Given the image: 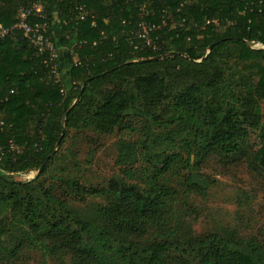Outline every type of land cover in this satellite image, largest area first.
<instances>
[{"label":"trees","instance_id":"16d2710c","mask_svg":"<svg viewBox=\"0 0 264 264\" xmlns=\"http://www.w3.org/2000/svg\"><path fill=\"white\" fill-rule=\"evenodd\" d=\"M38 1L47 35L60 49L75 45L80 64L67 52L56 83L22 31L0 41V264H14L35 242H50L80 264H166L180 244L199 264H264L261 248L246 250L221 234L145 242L149 221L161 220L173 195L163 187L146 195L119 179L94 185L76 152L64 149L70 131L85 125L111 135L146 120L141 149L155 161L163 157L152 126L168 129L164 141L187 137L197 164L217 155L264 173V48L250 46L264 45V0H0V24L13 27L18 10ZM144 12L160 26L157 51L132 32ZM251 136L257 143L247 152ZM46 161L34 179L14 178ZM160 163L162 175L172 161L166 155ZM106 193L114 201L102 224L75 208ZM12 229L19 233L7 247Z\"/></svg>","mask_w":264,"mask_h":264},{"label":"rangeland","instance_id":"374dc122","mask_svg":"<svg viewBox=\"0 0 264 264\" xmlns=\"http://www.w3.org/2000/svg\"><path fill=\"white\" fill-rule=\"evenodd\" d=\"M264 113V103H263ZM145 124H136L133 132H117L111 135L98 133L94 126L72 130L64 146L65 150L76 152L83 168L94 185H107L111 179L136 183L146 195L159 187L173 195L161 213V220L148 223L145 242L157 239H171L184 242L195 238L206 239L212 234L231 237L235 245L246 250L264 251V173L248 161H230L223 156L211 155L197 164L195 155L187 152V141L175 138L171 141L159 139L168 129L152 126L157 130L158 141L154 150L168 155L172 161L169 169L160 174V159H152L141 149L145 139ZM257 143L255 136L248 138L244 149L250 152ZM165 152V153H164ZM191 160V162H190ZM34 170L17 174L18 181H29L38 175ZM114 198L102 194L90 198L86 203H76L75 208L84 216L102 224L101 212ZM10 230L3 237V243L11 247L13 234ZM180 250L173 251L172 259L166 264H199V256L184 251L187 245H178ZM14 264H80V262L59 251L54 244L40 242L26 245L17 255Z\"/></svg>","mask_w":264,"mask_h":264},{"label":"built area","instance_id":"2783aa9c","mask_svg":"<svg viewBox=\"0 0 264 264\" xmlns=\"http://www.w3.org/2000/svg\"><path fill=\"white\" fill-rule=\"evenodd\" d=\"M79 19L85 20L87 18V11L84 5L78 7ZM148 13H143L140 16V22L136 29L132 32L135 37L142 41V46L152 49L154 51L159 50V46L154 40V32L160 28L154 23L147 20ZM39 20H42L41 22ZM216 25L218 23L213 21ZM210 24V21H207ZM162 24H167L166 19H162ZM49 21L44 13V4L42 1L33 2L28 6L21 7L18 10V22L11 28H7L0 24V41L4 38L10 36L15 30H20L23 32L25 38H27L29 44L36 51L39 56H45L43 64L49 69L52 78L56 83L62 81L63 73L60 69V51L62 49L58 48L50 36L47 35L49 29ZM95 25V23H93ZM97 42H94L96 45ZM252 48H264V45L255 41L250 43ZM69 55L73 58L75 65H79L80 62L76 56V47L72 45L68 49ZM14 91H12L13 93ZM64 93V88L61 89ZM2 122H0V125ZM12 149L18 150L14 143H12ZM20 151V150H19Z\"/></svg>","mask_w":264,"mask_h":264},{"label":"crops","instance_id":"0c3cea01","mask_svg":"<svg viewBox=\"0 0 264 264\" xmlns=\"http://www.w3.org/2000/svg\"><path fill=\"white\" fill-rule=\"evenodd\" d=\"M68 50L67 49H62L60 51V62L63 63V66L65 67L66 69V66L69 65L68 63V54H67ZM66 72V71H65ZM64 72V73H65Z\"/></svg>","mask_w":264,"mask_h":264},{"label":"water","instance_id":"95a60500","mask_svg":"<svg viewBox=\"0 0 264 264\" xmlns=\"http://www.w3.org/2000/svg\"><path fill=\"white\" fill-rule=\"evenodd\" d=\"M84 90V89H83ZM83 90H82V92H81V94H80V96L82 95V93H83ZM80 96H79V98H80ZM79 98L77 99V101L79 100ZM76 101V102H77ZM46 164H47V161L46 162H44V164L41 166V168H40V170H39V173L44 169V167L46 166Z\"/></svg>","mask_w":264,"mask_h":264}]
</instances>
